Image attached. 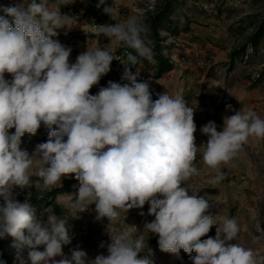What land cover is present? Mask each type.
I'll list each match as a JSON object with an SVG mask.
<instances>
[{
  "label": "clouds",
  "instance_id": "1",
  "mask_svg": "<svg viewBox=\"0 0 264 264\" xmlns=\"http://www.w3.org/2000/svg\"><path fill=\"white\" fill-rule=\"evenodd\" d=\"M73 2L21 0L0 9V239L13 238L15 264H154L148 239L135 236V226L108 232L109 242L99 245L106 254L94 259L79 246L65 255L63 246L74 238L69 218L50 213L39 219L29 196L23 202L16 198L14 190L28 188L33 176L50 189L70 175L79 185L63 201L66 210L84 211L94 204L96 220L117 223L121 211L143 209L147 203V215L154 219L139 231L157 235L160 251L195 253L193 264H264V256L233 243L240 232L235 218L217 222L211 203L185 186L199 175L194 165L198 153L212 169L227 164L250 137L264 138V119L228 105L234 114L223 117L222 130L214 121L202 126L208 139L198 147L193 108L166 92L153 100L149 81H138L140 72L131 71L141 59L154 62L142 38L148 30L143 18L98 25L96 34L108 39L107 46L87 47L70 62L72 49L53 37L58 29L73 28L74 17L61 11ZM104 4L99 0L97 7ZM103 11L113 19L112 6ZM120 45L134 52L122 59L113 52ZM113 60L124 65L121 79L127 83L108 81L91 94ZM42 125L48 139L30 154L21 138L34 136ZM224 179L221 172L209 183ZM213 226L215 237L202 240Z\"/></svg>",
  "mask_w": 264,
  "mask_h": 264
},
{
  "label": "rangeland",
  "instance_id": "2",
  "mask_svg": "<svg viewBox=\"0 0 264 264\" xmlns=\"http://www.w3.org/2000/svg\"><path fill=\"white\" fill-rule=\"evenodd\" d=\"M165 1L105 0V4L98 8L99 0H74L65 5L66 14L74 17L73 28L67 32L58 29V35L53 39L72 49L70 62H75L76 57L87 47L104 48L109 43L107 38L96 34L98 25L123 22L130 16L143 18L145 22L149 15H155L161 9ZM170 1L174 2L169 16L171 23L166 21L162 24L163 27L158 30L159 41L153 39L150 28L142 34L145 43L153 51L154 62L141 59L131 70L133 73L140 72L138 81H149L152 99L156 100L158 93L166 92L170 96H181L193 108L197 129L194 136L198 147L208 139L200 131L202 126L214 121L217 130H222L223 117L234 114V111L227 109L228 105L235 111H255L264 119V37L257 49L250 43L254 32L264 25V0ZM18 3L21 0H0V9ZM49 3L56 4L58 0H49ZM105 6H112L115 10L114 20L104 13ZM0 15H4L3 11H0ZM95 16L97 20H93ZM156 46L160 52H156ZM127 50L126 46L120 45L113 52L123 59ZM157 55H162L168 63L162 74H159ZM110 67V72L90 89L91 94H96L100 87H106L108 81L127 83L121 79L124 65L120 61L113 60ZM5 78L10 80L12 77L5 74ZM40 128L34 136L26 133L21 138V147L30 154L37 144L48 139V129L43 125ZM14 132V128L9 130V134ZM33 159L35 167L37 158ZM194 165L199 175L185 182L189 194L208 200L213 207L211 211L216 213L217 222L224 217L235 218L240 232L233 243L251 248L258 256H264V138L250 137L238 156L217 169L208 167L199 153ZM221 172L225 179L219 184H210V179ZM78 185L74 175H70L63 178L61 184L45 189L43 182L33 176L28 188L14 190L19 193L16 198L21 202L27 196L30 197L39 219H46L50 213L69 218L74 238L71 244L63 246L65 255H70V249L79 246L88 253L90 259H94L98 254H106V248L102 249L99 245L109 242L108 232L135 226L138 230L132 229L134 235H143L146 241L148 239L147 245L152 250L154 264H193L192 258L181 255L185 253L182 249L178 256L162 252L157 235L141 232L145 221L154 219V216L147 215V203L143 209H130L127 213L121 211L117 223H109L106 218L96 220L94 204L84 211L64 209L63 201L70 198L69 194L78 191ZM62 187H65L62 192L55 197H48L51 205L37 207L33 203ZM141 211L145 213L144 216L139 214ZM73 215L78 218L71 219ZM215 229L216 226H213L201 239L209 236L214 238ZM12 243V237L0 239V261L3 264H15L16 250L11 247Z\"/></svg>",
  "mask_w": 264,
  "mask_h": 264
},
{
  "label": "trees",
  "instance_id": "3",
  "mask_svg": "<svg viewBox=\"0 0 264 264\" xmlns=\"http://www.w3.org/2000/svg\"><path fill=\"white\" fill-rule=\"evenodd\" d=\"M173 4H174V2H172L170 0H166L165 3H164V5L161 7V9L159 8L160 10H158V12L155 15H149L145 19V24L147 25V28H150L151 34L153 35V39L155 41H159V32H158V30L161 27H163L162 24L164 22H166V21H167V23H171V22H169V20H170L169 19V16H170V14L172 12ZM61 10H62V12L67 13L66 6H62ZM95 19L97 20L98 18L95 16L93 20H95ZM170 25L171 24H169V26ZM263 37H264V25L263 26H260L254 32L252 38L250 39L251 46L253 48H256L257 49L258 48V45H259V42H260V40ZM155 50H156V52H160L158 46L155 47ZM129 51H133L134 52V50L128 49L126 51V53L129 52ZM125 56H126V54L124 55V58H125ZM156 59L159 61L158 62L159 74H162L163 71H165V67H166V65H168V63L163 58L162 55H157L156 56ZM136 65H134V66H131L130 65L131 66V70H133L136 67ZM40 130H41V128L38 129V131H40ZM64 189H65V187L56 189V190H54V192L49 193L48 196H46V198H42L40 200H35V201H33V203L35 205H37V207L47 206V205H49L51 203V201L48 200V197L49 196L55 197L57 195V193L62 192ZM55 208L57 209L56 206H55ZM181 255H183L184 257H190V258H192V257L195 256V253H192L191 256L189 254H187V253H182Z\"/></svg>",
  "mask_w": 264,
  "mask_h": 264
}]
</instances>
